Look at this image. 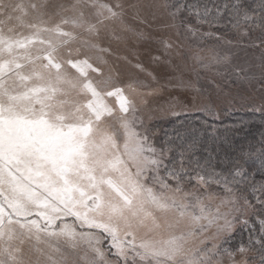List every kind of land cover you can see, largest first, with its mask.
<instances>
[{
  "label": "snow or ice",
  "instance_id": "6c2138e0",
  "mask_svg": "<svg viewBox=\"0 0 264 264\" xmlns=\"http://www.w3.org/2000/svg\"><path fill=\"white\" fill-rule=\"evenodd\" d=\"M161 6L186 33L255 26L264 45V0L259 23L243 0ZM123 17L103 0H0V264H248L222 247L237 224L249 237L236 251L258 245L264 264V181L244 180L248 159L264 164V142L226 172L193 166L195 137L158 145L141 82L118 83L89 55L109 51L101 35L126 30Z\"/></svg>",
  "mask_w": 264,
  "mask_h": 264
},
{
  "label": "rangeland",
  "instance_id": "374dc122",
  "mask_svg": "<svg viewBox=\"0 0 264 264\" xmlns=\"http://www.w3.org/2000/svg\"><path fill=\"white\" fill-rule=\"evenodd\" d=\"M48 2L50 8H54L59 4L67 5L71 0ZM103 2L124 5L126 30L117 27L114 35L109 31L103 32L99 43L109 51L90 52L89 55L94 61L101 56L106 61L102 65L105 72L110 71L118 83L141 82V90L148 93L144 97L146 104L141 105V113L151 132L155 122L181 114L195 111L217 114L225 107L234 106L264 107V90L259 84L264 74V45L260 44V36L256 32L250 31L244 36L236 31L229 38L204 26L200 32L192 35L182 27L172 26L173 21L168 15L170 9L161 6L166 0ZM167 2L171 3L172 0ZM209 31L216 35H203ZM217 36L223 39H217ZM165 41L172 45L171 49L165 50ZM217 53L227 55L228 63H215L212 57ZM196 56L201 60H196ZM137 65H142L146 71H141ZM239 70L243 72L238 74ZM245 74L254 79H242ZM250 256L249 251H238L234 259L248 260ZM224 264H229L227 256H224Z\"/></svg>",
  "mask_w": 264,
  "mask_h": 264
},
{
  "label": "trees",
  "instance_id": "16d2710c",
  "mask_svg": "<svg viewBox=\"0 0 264 264\" xmlns=\"http://www.w3.org/2000/svg\"><path fill=\"white\" fill-rule=\"evenodd\" d=\"M243 3L255 10L259 23L260 0H243ZM212 29L229 38L236 32L228 27ZM251 32H256L260 36L261 28L253 26ZM256 109L258 108L225 107L214 115L195 111L157 121L151 130L158 145L164 141L182 145L190 143L194 137L197 138L198 145L191 157L193 166L198 162L209 171L214 168L218 172H226L233 161L239 160L250 149L259 148L264 142V111ZM173 156H176L175 152ZM244 167L245 181L249 183L255 181L257 184L264 181V164L258 154L248 159ZM248 237L249 232L238 224L222 247H227L236 253L241 244L248 247ZM257 249L258 245L254 244L249 250L251 256L247 260L248 264H260V253Z\"/></svg>",
  "mask_w": 264,
  "mask_h": 264
}]
</instances>
